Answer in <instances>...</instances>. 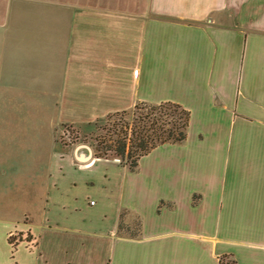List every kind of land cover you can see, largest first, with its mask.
<instances>
[{"label":"crops","instance_id":"0c3cea01","mask_svg":"<svg viewBox=\"0 0 264 264\" xmlns=\"http://www.w3.org/2000/svg\"><path fill=\"white\" fill-rule=\"evenodd\" d=\"M0 90L21 106L0 120V194L24 172L31 202L0 211V264H264V0H0ZM164 102L188 138L138 171L57 142Z\"/></svg>","mask_w":264,"mask_h":264},{"label":"trees","instance_id":"16d2710c","mask_svg":"<svg viewBox=\"0 0 264 264\" xmlns=\"http://www.w3.org/2000/svg\"><path fill=\"white\" fill-rule=\"evenodd\" d=\"M190 122V111L177 103H138L130 111L110 114L88 127L96 126L101 133L93 138L91 145L96 158L119 160L135 172L139 170L140 160L158 146L186 142ZM63 126L75 129L72 125ZM128 216L129 211L122 212L118 234L137 239L142 234V220L137 217L128 221ZM222 264L234 263L223 261Z\"/></svg>","mask_w":264,"mask_h":264},{"label":"rangeland","instance_id":"374dc122","mask_svg":"<svg viewBox=\"0 0 264 264\" xmlns=\"http://www.w3.org/2000/svg\"><path fill=\"white\" fill-rule=\"evenodd\" d=\"M17 99L18 98L12 97V93L10 91L0 90V120L1 121L3 117L6 116V114L10 112L15 114V111H18L20 109L21 106L18 103ZM12 103H17L19 106L12 105ZM1 124L2 122H0V129L3 128ZM77 129L78 128L74 129V128L64 127V126L60 127L59 129H57V132H56L57 142H59L62 146L67 147L71 155H74L76 151H77V155H81V154L89 155V150L87 148L85 147L80 148V147L81 146L91 147L92 143L94 142L93 138L101 133L98 131L96 126H93V127L85 126L81 128V131ZM77 131H80V133ZM85 136H87V139L85 138ZM75 138H79L77 142H73L72 139H75ZM91 149L93 150L92 147ZM93 159H98L95 157L94 150H93ZM114 161L117 163H120L119 160H114ZM98 168L100 170H103L104 166L100 165ZM18 172L19 171H12L13 174L18 173ZM24 174H25L24 172L19 173L20 177H15V180L13 181V184H11V186L9 187L4 186V188H11L13 190L12 191L13 194L12 193L8 194L7 192H4L5 195L0 194L1 213H6V214L11 213V214L18 215V217H20L21 214H23L24 210H27L29 208V205H31V202L29 200L28 201L22 200L23 197L27 196V194L19 195L18 193H16L17 190H15V189H19V191H21V189L24 190L25 188H27L26 178L23 177ZM0 180H7V177L3 176L0 173ZM9 182L11 183V180H9ZM20 200H22L23 202H20ZM27 224H29V219L26 217L23 220V225H27ZM8 240H9L10 245H14V246L19 245L23 242L30 243V245H36V242H37L35 235H33L28 229L24 231L19 230V229L11 231L8 235Z\"/></svg>","mask_w":264,"mask_h":264},{"label":"water","instance_id":"95a60500","mask_svg":"<svg viewBox=\"0 0 264 264\" xmlns=\"http://www.w3.org/2000/svg\"><path fill=\"white\" fill-rule=\"evenodd\" d=\"M83 147H85V148H87L89 150V155L81 154V155L78 156V158L81 161H87V160H89V159H91L93 157V150L89 146H81L80 148H83Z\"/></svg>","mask_w":264,"mask_h":264}]
</instances>
